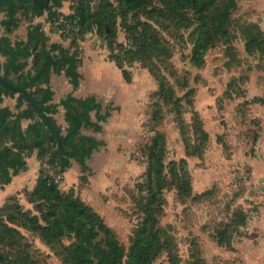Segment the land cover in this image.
<instances>
[{"label":"rangeland","instance_id":"374dc122","mask_svg":"<svg viewBox=\"0 0 264 264\" xmlns=\"http://www.w3.org/2000/svg\"><path fill=\"white\" fill-rule=\"evenodd\" d=\"M82 1L91 12L111 13L107 22L115 35L110 49L131 81L125 82L108 59L105 21L93 24L79 39V87L85 93L95 91L102 110L106 105L118 109L102 122L101 131L81 128L105 144L86 159V172L71 159L74 167L59 177L60 188H71L99 213L127 250L143 218L147 147L161 132L166 151L159 224L170 240L169 248L150 264H264V102L253 100L264 99V49L250 52L246 46L248 40H264V0H235L226 35L206 49L200 65L190 60L198 23L190 8L164 16L158 13L161 3L151 0L146 9L121 16L118 0H63L59 13L73 11ZM18 17V27L9 34L12 40L24 38L28 27L38 25L49 39L69 44V38L58 33L60 25L48 24L46 13L20 11ZM142 35L155 41L146 52L134 47V39ZM94 65L101 70L94 72ZM51 77L55 97L65 96L67 78ZM9 78L15 80V75ZM160 88L168 95L162 97ZM15 103L16 96L4 97L3 104L13 110ZM54 117L63 129V112ZM37 175L30 161L27 170L0 185V235H5L3 223L17 231V242H0V264H14V258L26 264H66L61 247L47 243L23 216L37 214L28 200ZM239 210L245 223L233 225ZM222 227L226 236L217 232ZM216 235L225 243L219 244Z\"/></svg>","mask_w":264,"mask_h":264},{"label":"trees","instance_id":"16d2710c","mask_svg":"<svg viewBox=\"0 0 264 264\" xmlns=\"http://www.w3.org/2000/svg\"><path fill=\"white\" fill-rule=\"evenodd\" d=\"M62 1L49 0L47 7L42 8L32 0H0V13L3 14L0 24L4 30V34L0 35V55L5 58L3 62L0 61V76H6L8 82L28 89L37 105L56 125L60 138L59 149L53 130L30 106L26 96L0 84V185L10 183L13 176L27 170L26 157L35 152L40 163L36 183L28 194V200L33 203L37 214L24 212L22 215L27 219L30 228L38 231L47 243L61 247L66 264H122L124 257L125 264H150L164 248H169L170 240L165 229L159 224L161 194L165 184L163 160L166 151L165 137L161 132L155 133L147 147L148 160L145 178L141 183L146 188L141 207L143 218L134 229L127 250L99 213L75 195L71 188L64 191L55 181L56 176L63 178L64 172L71 166V159L79 164L81 172L88 171L86 159L105 142L93 135L82 133L81 128L101 131L102 122L107 120L112 110L118 109L116 106L106 105L102 110V104L93 94L76 97L67 93L59 101H53L54 91L50 85L52 73L63 74L74 88L79 84L82 77L79 71V39L91 31L93 24L105 21L103 35L109 50L108 59L115 62L125 82L131 81L129 72L117 63L110 49L115 35L107 22L111 13L103 15L101 10L91 12L85 1L68 12L79 15L81 28L78 32L81 35L75 38L58 30V33L61 32L69 38L68 45L49 39L38 25L28 27L24 38H10L11 31L19 25L20 11L30 12L34 16L46 13V20L52 21L60 14ZM150 1L118 0L116 12L125 16L129 12L141 11L147 8ZM158 1L162 5L158 9L161 15L171 16L185 7L190 8L196 15L198 23L194 30L190 57L195 65L203 62L206 49L211 47L220 35H226L229 15L236 6L235 0ZM38 2L43 4L45 0ZM107 5L111 12V3L107 2ZM136 40L134 39V47L144 52L148 50L150 43H155L149 40L147 35H142ZM246 46L250 52L264 49V40H248ZM11 74L15 75V80L9 78ZM160 93L162 97L168 95V92L163 93L161 88ZM5 96H16L14 110L3 104ZM253 100L264 102L261 97H255ZM59 106L64 109V131L54 117L59 112ZM24 120L27 121L25 125ZM235 216L238 219H232L231 224L240 226L245 223L246 217L242 210L236 211ZM11 217L10 214L9 218ZM18 218L13 217L12 220ZM3 230L5 235H0V242L9 245L12 241L17 242L14 237L17 231L13 226L3 223ZM217 232L226 234L223 227ZM66 237L71 238L68 243L63 242ZM216 239L219 244L225 243L224 238L220 239L216 235ZM12 261L14 264H26L19 262L18 258Z\"/></svg>","mask_w":264,"mask_h":264},{"label":"water","instance_id":"95a60500","mask_svg":"<svg viewBox=\"0 0 264 264\" xmlns=\"http://www.w3.org/2000/svg\"><path fill=\"white\" fill-rule=\"evenodd\" d=\"M32 1L42 8L47 7V5L49 3V0H45V2L43 4H40L38 2V0H32ZM0 84L6 88L12 90V91L21 92L26 96V98L28 99V101L30 103V106L36 110V112L46 121V123L49 125V127L53 130V132L56 136V140H57V147L60 149V138H59V133L56 129V125L51 121V119L48 117V115L45 114L41 110V108L37 105L36 101L34 100L32 95L29 93L28 89H26L24 86H17V85H14V84L8 82L6 79V76H0Z\"/></svg>","mask_w":264,"mask_h":264},{"label":"crops","instance_id":"0c3cea01","mask_svg":"<svg viewBox=\"0 0 264 264\" xmlns=\"http://www.w3.org/2000/svg\"><path fill=\"white\" fill-rule=\"evenodd\" d=\"M54 35H57V37H59L58 36V34H57V32L55 31L54 32ZM117 68V67H116ZM94 72H98V71H100L101 69H99V65H94ZM117 70H119L118 68H117ZM81 72V71H80ZM61 75V74H60ZM81 75H82V73H81ZM95 76H93L92 78H94ZM64 78H67V77H65L64 76ZM81 79H82V77H81ZM64 80V79H63ZM92 80H94V79H92ZM51 82H52V77L50 76V85H51ZM57 82H59V81H57ZM62 82V81H61ZM65 82V81H64ZM63 82V83H64ZM66 84L69 86L68 88H69V90H68V92L67 93H72V95H74V96H76V97H84V96H87V95H90V94H93L95 97H96V92L95 91H92V92H88V93H85L84 91H82V90H80V87L79 86H81V84H82V81H80L79 82V84L74 88L70 83H69V81H68V78L66 79ZM51 88H52V90L54 91V89H53V86L51 85ZM66 93V94H67ZM85 93V94H84ZM65 94V95H66ZM54 100L53 101H59V99L61 98V97H59V98H56L55 97V91H54ZM62 97H64V96H62ZM59 108V111L60 112H63L64 111V109H63V107L62 106H59L58 107ZM93 112H91V114H92ZM32 155H34L35 156V158L34 159H30L31 158V156ZM26 159H27V162H29V166H30V161H32L33 163H34V168H37V170H38V167H39V160L37 159V157H36V154H35V152H33L30 156H27L26 157ZM77 163V162H76ZM78 164V163H77ZM79 165V164H78ZM70 167H74V165H73V162H71V166ZM69 167V168H70ZM68 168V169H69ZM68 169L64 172V175L68 172ZM16 176V175H15ZM38 176V175H37ZM63 179V178H62Z\"/></svg>","mask_w":264,"mask_h":264},{"label":"built area","instance_id":"2783aa9c","mask_svg":"<svg viewBox=\"0 0 264 264\" xmlns=\"http://www.w3.org/2000/svg\"><path fill=\"white\" fill-rule=\"evenodd\" d=\"M80 17L77 14L64 13L59 14L58 17L52 21H48V24L60 25L61 31L66 32L70 35L78 33ZM44 28V27H43ZM59 176L55 177V181L58 182Z\"/></svg>","mask_w":264,"mask_h":264}]
</instances>
